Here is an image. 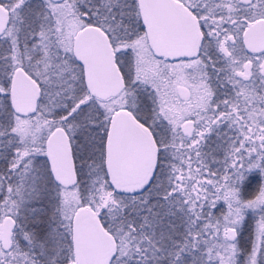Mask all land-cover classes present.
Segmentation results:
<instances>
[{"label": "snow or ice", "instance_id": "snow-or-ice-1", "mask_svg": "<svg viewBox=\"0 0 264 264\" xmlns=\"http://www.w3.org/2000/svg\"><path fill=\"white\" fill-rule=\"evenodd\" d=\"M0 264H264V0H0Z\"/></svg>", "mask_w": 264, "mask_h": 264}, {"label": "trees", "instance_id": "trees-1", "mask_svg": "<svg viewBox=\"0 0 264 264\" xmlns=\"http://www.w3.org/2000/svg\"><path fill=\"white\" fill-rule=\"evenodd\" d=\"M205 150L208 151L209 149H205ZM215 158L219 159L221 162L223 160V158L221 156H219V155H216ZM218 166L219 165H214V167H218ZM247 175L252 178L253 184H252V187H251L250 191L249 190H242L241 191V195H242L243 198H248L252 194V192L255 190V187L258 186V184L260 182L259 177H258L257 174H249V173H247ZM245 216H246V219H249L251 217V211L249 210L248 212H246ZM252 224H253V221L249 219L248 224L245 225L242 228L243 235L240 237L242 245H244L247 242V240H248L249 228L252 226Z\"/></svg>", "mask_w": 264, "mask_h": 264}, {"label": "flooded vegetation", "instance_id": "flooded-vegetation-1", "mask_svg": "<svg viewBox=\"0 0 264 264\" xmlns=\"http://www.w3.org/2000/svg\"><path fill=\"white\" fill-rule=\"evenodd\" d=\"M222 131H225V130H222ZM229 135H231V133H229ZM214 142H217L218 144H223V141L222 140H218L216 136H213L208 141L209 149H210V147H211V149H214L215 148V146L213 144ZM215 145H217V144H215ZM225 147H226V145H225ZM216 155H219L222 158H224V152H223V150L217 151L216 154H215V156ZM249 174H257V173H256V171L252 170L251 172H249Z\"/></svg>", "mask_w": 264, "mask_h": 264}, {"label": "rangeland", "instance_id": "rangeland-1", "mask_svg": "<svg viewBox=\"0 0 264 264\" xmlns=\"http://www.w3.org/2000/svg\"><path fill=\"white\" fill-rule=\"evenodd\" d=\"M214 144V146L216 147V145L215 144H218L217 142H214L213 143ZM210 149H211V147H210ZM254 171H256V173H257V175H258V177H259V180L261 179V177H260V173H259V170L257 169V170H254ZM218 208H222L223 207V202L221 201V202H219V204H218ZM254 223V222H253Z\"/></svg>", "mask_w": 264, "mask_h": 264}]
</instances>
